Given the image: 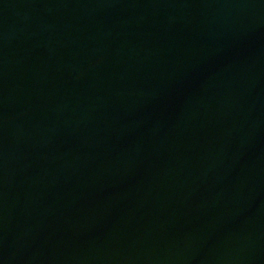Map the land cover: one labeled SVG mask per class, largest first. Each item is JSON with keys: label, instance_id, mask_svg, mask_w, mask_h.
Here are the masks:
<instances>
[{"label": "water", "instance_id": "obj_1", "mask_svg": "<svg viewBox=\"0 0 264 264\" xmlns=\"http://www.w3.org/2000/svg\"><path fill=\"white\" fill-rule=\"evenodd\" d=\"M0 264H264V0H0Z\"/></svg>", "mask_w": 264, "mask_h": 264}]
</instances>
